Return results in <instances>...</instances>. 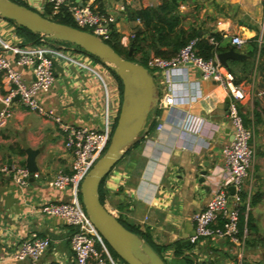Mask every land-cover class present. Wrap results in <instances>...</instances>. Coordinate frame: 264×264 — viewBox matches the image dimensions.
<instances>
[{
    "label": "crops",
    "instance_id": "1",
    "mask_svg": "<svg viewBox=\"0 0 264 264\" xmlns=\"http://www.w3.org/2000/svg\"><path fill=\"white\" fill-rule=\"evenodd\" d=\"M22 1L40 12L48 3V0ZM164 1L176 7L172 12L177 17L174 31L184 36L195 34L199 39L218 37L213 43L218 48L213 57L217 62V54L232 49L242 56L228 59L227 67L220 65L234 75L235 84L244 91L237 107L244 124L253 130L254 158L240 191L239 236L244 241L241 246L217 238L201 239L194 244L189 241L192 215L205 207L227 177L222 168L221 149L232 140L226 92L213 80H201L199 71L190 64L150 72L158 98L168 92V84L172 82H178L177 89L182 92L198 89L200 97L191 104L173 108L155 106L149 114L153 125L126 150L105 178L104 204L124 224L147 233L169 262L185 264L184 258H188L192 264H264V95H256L264 87V51L258 44L264 34V0ZM162 2L93 0L92 6L113 17L112 30L119 38L117 47L128 53L133 35L145 30L138 14L142 10H156ZM12 29L10 23L0 18V41L22 44L19 36L10 34ZM234 35L244 40L241 48L231 43ZM121 38L127 45H123ZM71 49V57L86 67L59 61L54 85L48 93L40 95V102L53 109L66 124L92 129L107 125L112 129L120 107L115 78L104 63ZM145 50L147 57L143 60L148 66V60L156 55ZM159 50L161 54L156 57L168 58L175 53L172 46ZM0 52H4L1 46ZM131 57L139 63L142 55L132 50ZM22 72L26 82L32 80L28 70ZM2 86L0 72V90ZM23 140L31 149H43L36 157L38 171L29 178L27 186H16L9 175L0 174V264H73L69 243L72 228L39 212L47 201L69 198L68 191L59 192L49 186L59 170H71L72 158L64 147L65 136L53 121L15 101L9 122L0 129V164L11 160V164L23 165ZM203 172H206L204 181ZM32 234L50 240L46 253L37 261L14 260L12 249ZM112 259L120 264L119 259Z\"/></svg>",
    "mask_w": 264,
    "mask_h": 264
},
{
    "label": "built area",
    "instance_id": "2",
    "mask_svg": "<svg viewBox=\"0 0 264 264\" xmlns=\"http://www.w3.org/2000/svg\"><path fill=\"white\" fill-rule=\"evenodd\" d=\"M52 14L65 7L76 27L88 31L106 42L112 32L113 17L108 13L93 8V0H48ZM123 45H127L123 38ZM209 41L215 43L212 37ZM121 43V44H122ZM231 43L241 48L244 40L238 35L231 37ZM197 38L191 39L169 58L153 56L148 60V67L155 71H170L174 68L190 64L200 73L201 80H213L228 96L227 119L232 129V140L221 149L223 171L227 177L221 186L210 196L205 207L192 215L193 232L190 243L201 239L217 238L241 246L243 239L239 236L241 217L240 191L243 181L254 158L253 130L244 124L237 103L244 97V91L235 84L234 75L224 69L214 58L204 59L197 54ZM259 48L264 51V34L258 40ZM3 53L0 52V72L3 77V90H0V129L5 127L12 116L15 101L19 106L39 114L46 120L53 121L65 136L64 147L71 154L70 172L59 170L51 178L49 186L59 192H69V198L62 201H47L39 208L46 217L58 218L72 228L69 239L73 253V264H116L112 259L103 238L91 223L80 199V183L87 175L96 160L109 144L112 129L104 125L101 129L85 126H74L62 122L53 109L46 108L39 100L40 95L48 93L54 85L56 64L59 61L86 67L70 55V46L53 45L46 38L40 44H9L0 41ZM30 72L32 80L26 82L22 70ZM88 69V68H86ZM89 70V69H88ZM91 72L95 71L90 70ZM178 82L168 84V92L158 98L157 107H170L191 104L200 97L198 89L182 92L178 90ZM264 95V87L257 92ZM17 98V99H16ZM161 126H158L160 129ZM0 174H7L14 185L21 188L27 186L29 170L19 164H0ZM36 173H33V176ZM264 186V183H263ZM233 193H230V188ZM232 199V201H231ZM248 206L245 205V210ZM50 246L47 237L32 234L21 240L11 251L14 260L37 261ZM99 247V249L97 248ZM53 264H61L55 262Z\"/></svg>",
    "mask_w": 264,
    "mask_h": 264
},
{
    "label": "water",
    "instance_id": "3",
    "mask_svg": "<svg viewBox=\"0 0 264 264\" xmlns=\"http://www.w3.org/2000/svg\"><path fill=\"white\" fill-rule=\"evenodd\" d=\"M0 18L9 20L42 38L80 47L83 52L104 63L120 79L122 90L117 120L106 150L80 183V199L97 232L125 264H166L137 234L125 228L117 216L100 202L98 196L101 181L119 162L126 150L148 132L151 124L148 117L158 102L155 82L150 72L142 64L130 60L132 47H129L126 57L119 55L110 45L92 33L48 19L14 1L0 0ZM241 57L233 49L216 55L218 62L225 67L228 59L237 60ZM54 67L59 71L55 62ZM1 107L0 104V109ZM22 146L25 153L22 163L29 170L31 179L33 173L38 171L36 157L43 148L31 149L24 140ZM7 164L11 165V160ZM205 175L206 172H203L202 181ZM230 192L233 193L232 187Z\"/></svg>",
    "mask_w": 264,
    "mask_h": 264
},
{
    "label": "trees",
    "instance_id": "4",
    "mask_svg": "<svg viewBox=\"0 0 264 264\" xmlns=\"http://www.w3.org/2000/svg\"><path fill=\"white\" fill-rule=\"evenodd\" d=\"M11 1H14L20 5H23L25 7L30 8L22 0H11ZM175 8L176 7H175L174 3L169 4L168 2L163 0L162 4L156 10H150V9L142 10L138 14L139 18L142 19L144 24H145V30L140 31V32H136L133 35V37L130 40L129 47H132L133 51L141 53L142 58L139 61V64H143L142 62L145 63V61L143 59H145L147 57V53L145 50L146 48L149 50H152L154 52V54L156 56H158L161 54L159 47L172 46L174 48V51H175L174 55H175L179 48H181L183 45H185L191 39H195V38H197V44H196L197 54L199 56L203 57L204 59L213 58L214 55L216 54V52L218 51V48L215 46V44H213L212 42L209 41L210 37H212L214 39V41H216L218 39L217 36H209L207 39H199L195 34L184 36L183 33H181V32L178 33L176 31H174V28H175L176 23H177V17L172 15V12L175 10ZM40 14L42 16L47 17L48 19L59 22L61 24L76 27L75 23L73 22L70 14L68 13V11L66 10L65 7L60 8V10L58 12H56L55 14H52L51 5L49 3H47L45 5L42 13H40ZM167 15H169V16L167 17ZM9 22L12 23L11 21H9ZM14 26H15V29H16L18 36L22 40V44H27V43L38 44V43H40L41 37L38 34L31 33L23 27H18L16 25H14ZM118 40H119L118 35L112 30L110 39L108 41H106V43L108 45H110L119 55L126 57L127 56L126 50L121 51L117 47V41ZM54 42H57V41H54ZM59 43L64 44V45L69 44V43H64V42H59ZM144 43H145V46H144ZM92 57H94V56H92ZM94 58L96 59V61L100 62L96 57H94ZM110 72L118 84L119 93H120V101H121V90H122L121 81L112 70H110ZM115 123L112 127V130L115 126ZM152 125H153V123L150 125V127ZM105 178L101 181L99 188H98V196H99V200L102 204H104V202H105V196L103 193V185H104ZM118 221L125 228H127L128 230L137 234L160 257L162 256L160 253V249L150 241V238L148 237L147 233H143L133 226H128V225L124 224L122 222V220H120L119 218H118ZM105 245L107 246L109 253L114 258L118 259L119 257L108 247V245L106 243H105ZM185 247L188 248L189 245H186ZM176 254L178 255V254H180V252L176 251ZM161 259L163 260L162 257H161ZM122 262L124 263V261H122ZM184 263L185 264H192L191 260L188 258H184Z\"/></svg>",
    "mask_w": 264,
    "mask_h": 264
},
{
    "label": "rangeland",
    "instance_id": "5",
    "mask_svg": "<svg viewBox=\"0 0 264 264\" xmlns=\"http://www.w3.org/2000/svg\"><path fill=\"white\" fill-rule=\"evenodd\" d=\"M37 12H39V13H42V12H40V11H37ZM5 20V19H4ZM6 22H8V23H10L8 20H6ZM12 26H13V29H12V31L10 32V34H14V35H17L18 36V34H17V32H16V29H15V26L12 24V23H10ZM16 33V34H15ZM51 43L54 45H61L59 42H54V41H51ZM38 44H40V43H38ZM65 45H67V46H70V47H73L76 51H80V52H83V50L80 48V47H78V46H76V45H74V44H65ZM72 53V52H71ZM88 58H90V59H93V61L95 60L96 61V59L94 58V57H92V56H90V55H88V54H86L85 52H83ZM130 60H132V61H136L135 59H132V57H130ZM143 64L142 65H144V67L145 68H147V70L149 71V72H152V71H155V70H151V68H149L147 65H146V63H144V62H142ZM152 112V111H151ZM148 119H149V117H148ZM106 150V149H105ZM104 153V152H103ZM102 153V154H103ZM101 154V155H102ZM97 248L99 249V247L97 246ZM111 255V254H110ZM162 255V254H161ZM112 256V255H111ZM113 257V256H112ZM162 258H163V260L166 262V264H178V262L177 261H171V262H169L163 255L161 256ZM119 259V258H118ZM119 262H120V264L122 263V264H125V263H123L120 259H119ZM179 264H183L181 261L179 262Z\"/></svg>",
    "mask_w": 264,
    "mask_h": 264
}]
</instances>
